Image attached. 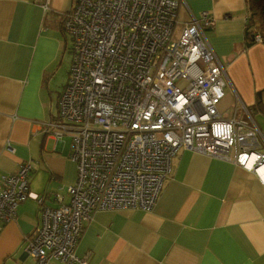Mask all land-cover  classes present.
Instances as JSON below:
<instances>
[{
  "label": "built area",
  "instance_id": "obj_1",
  "mask_svg": "<svg viewBox=\"0 0 264 264\" xmlns=\"http://www.w3.org/2000/svg\"><path fill=\"white\" fill-rule=\"evenodd\" d=\"M179 6V0H74L63 14L72 56L57 116L44 130L70 138L76 178L68 202L54 193L59 204L50 206L48 194L30 190L29 161L0 177V228L22 201L39 205L23 248L33 264L51 258L87 264L76 254L83 221L96 210L150 211L179 149L230 161L264 184V137L250 111L243 107L242 119L218 110L228 78L204 32L214 18L201 11L177 28ZM253 37L262 42L259 33Z\"/></svg>",
  "mask_w": 264,
  "mask_h": 264
},
{
  "label": "crops",
  "instance_id": "obj_2",
  "mask_svg": "<svg viewBox=\"0 0 264 264\" xmlns=\"http://www.w3.org/2000/svg\"><path fill=\"white\" fill-rule=\"evenodd\" d=\"M73 1L46 0L44 8L38 0H0V177L29 161L30 190L48 194L50 206L59 204L54 193L68 202L76 178L70 138L44 130L68 76L71 38L61 16ZM179 1L177 28L201 11L214 18L204 32L227 72L220 114L247 119L246 107L264 137V44L246 36V1ZM39 216L28 198L1 224L0 264H33L24 239ZM76 254L87 264H264V185L230 161L179 149L152 209L94 211Z\"/></svg>",
  "mask_w": 264,
  "mask_h": 264
},
{
  "label": "trees",
  "instance_id": "obj_3",
  "mask_svg": "<svg viewBox=\"0 0 264 264\" xmlns=\"http://www.w3.org/2000/svg\"><path fill=\"white\" fill-rule=\"evenodd\" d=\"M245 1L248 9V19L245 22L246 36L253 39V35L259 33L264 44V0ZM63 18L64 15L61 16V28Z\"/></svg>",
  "mask_w": 264,
  "mask_h": 264
},
{
  "label": "rangeland",
  "instance_id": "obj_4",
  "mask_svg": "<svg viewBox=\"0 0 264 264\" xmlns=\"http://www.w3.org/2000/svg\"><path fill=\"white\" fill-rule=\"evenodd\" d=\"M248 15V14H247ZM254 38V37H253ZM254 41H256V40H254ZM257 42V41H256ZM220 103V102H219ZM219 103H218V105H219ZM250 111V110H249ZM250 113H251V111H250ZM251 115H252V113H251ZM261 132V131H260ZM245 169V168H244ZM247 170V169H246ZM250 171V170H249ZM252 172V171H251ZM254 173V172H253ZM254 175H255V173H254ZM256 176V175H255ZM261 182V181H260ZM262 183V182H261ZM263 184V183H262ZM264 185V184H263Z\"/></svg>",
  "mask_w": 264,
  "mask_h": 264
}]
</instances>
